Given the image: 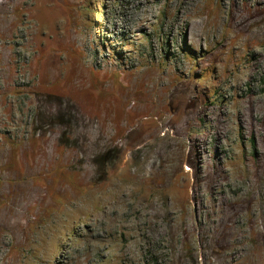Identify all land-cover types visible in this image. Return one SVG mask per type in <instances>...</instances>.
<instances>
[{"label": "rangeland", "instance_id": "374dc122", "mask_svg": "<svg viewBox=\"0 0 264 264\" xmlns=\"http://www.w3.org/2000/svg\"><path fill=\"white\" fill-rule=\"evenodd\" d=\"M0 264H264V0H0Z\"/></svg>", "mask_w": 264, "mask_h": 264}]
</instances>
